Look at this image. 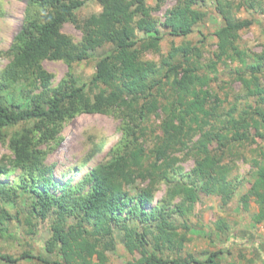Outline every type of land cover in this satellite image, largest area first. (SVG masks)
I'll list each match as a JSON object with an SVG mask.
<instances>
[{
    "label": "trees",
    "instance_id": "trees-1",
    "mask_svg": "<svg viewBox=\"0 0 264 264\" xmlns=\"http://www.w3.org/2000/svg\"><path fill=\"white\" fill-rule=\"evenodd\" d=\"M90 1L102 11L81 18L78 12ZM148 1L27 0L9 50L11 61L0 71V140L11 152L0 158V178L15 176L11 184L0 181V242L17 244L24 237L22 226L33 236L43 223H49L50 237L46 254L0 252V264H107L116 230L128 250L140 256L127 264H221V250L205 259L183 257L188 232L180 227H188L175 218L187 216V205L196 203L202 191L232 201L238 187L234 158L257 138L264 141V54L242 48L241 33L255 21L237 16L242 10L264 14V5L261 0H210L223 24L215 33L216 60L208 68L237 63L235 80L245 101L242 108L235 103L222 112L224 103L210 88L213 80L202 72L199 47L173 45L160 64L144 59L149 52L161 54L160 26L171 37L190 36L207 0H179L162 23L151 12L165 0H157L155 8ZM67 23L82 32L79 43L62 32ZM106 46L112 50L98 61L92 79L82 83L73 66ZM46 61L69 66L58 85ZM82 115L114 117L122 136L107 161L76 184L62 186L49 158L64 142L68 124ZM153 117L161 119L156 129ZM92 144L89 158L105 146ZM180 152L195 161L187 174L178 166ZM259 157L245 195L247 204L254 201L261 208L255 222L264 220V151ZM162 183L170 198H181L178 205L163 200L152 206ZM218 224L222 232L229 230ZM236 238L255 246L264 260V238L231 232L228 240Z\"/></svg>",
    "mask_w": 264,
    "mask_h": 264
},
{
    "label": "rangeland",
    "instance_id": "rangeland-1",
    "mask_svg": "<svg viewBox=\"0 0 264 264\" xmlns=\"http://www.w3.org/2000/svg\"><path fill=\"white\" fill-rule=\"evenodd\" d=\"M179 0H165L158 10H152L151 17L162 23L166 13L177 5ZM264 5V0H261ZM150 7L155 8L157 0H149ZM27 0H0V71L4 70L11 61L9 50L15 35L20 31ZM200 10L204 13L203 19L194 28V32L186 38L169 36L165 29L160 26L164 39L161 42V54L149 52L144 59L161 63L163 55H168L173 45L180 46L190 43L199 47L203 52L201 64L202 72L208 74L213 80L211 90L223 101L221 111L229 110L235 103L242 104L239 95L242 94V86L235 80L237 63L227 61L219 62L217 71L209 69L211 61L215 59L217 51L216 31L222 26L223 19L215 8L212 1L202 2ZM102 7L95 1L88 2L78 15L87 18L98 14ZM241 19H252L254 24L241 33L242 48L256 54H264V14L255 11L242 10L237 14ZM62 32L71 36L75 42L82 40V32L72 23L64 25ZM112 50V46H106L98 50L91 59L73 66L74 74L82 83L89 82L96 72L98 61ZM44 67L54 75L53 83L58 85L68 75L70 68L62 61H46ZM208 89V88H207ZM153 128H158L161 119L153 117ZM122 133L120 122L111 116L105 115H82L71 121L65 130V140L56 153L49 158L50 164H55L56 179L60 185L67 183L76 184L91 168L107 161L110 158L111 149L119 142ZM257 143L246 146L242 155L234 158V170L232 177L237 178V189L234 198L229 203H224L221 195L200 192V198L194 204L187 205L188 215L176 217L178 225L185 224L188 229L182 227L181 231L188 232V241L182 252L183 257L193 256L205 259L209 253L221 250V264H264L259 251L252 244L240 239L228 240L231 232L237 237L244 233L255 239L264 238V220L255 222L257 214H261V208L251 201L247 204L245 195L251 187V171L256 158H260V152L264 151V141L257 138ZM93 142H104L105 146L94 157L89 158L93 150ZM153 144H151L152 147ZM217 147V144L215 145ZM11 155L8 144L0 140V158ZM180 160L178 166L183 173H189L194 167V158L180 152L176 155ZM15 176L1 177L0 181L11 184ZM179 177V176H178ZM201 181L198 186H201ZM143 186V185H142ZM163 200H168L174 207L181 202L180 197H169L168 187L165 183L158 186L152 206ZM151 206V207H152ZM247 206V207H246ZM149 207V208H151ZM218 223H225L229 230L222 232ZM28 227L22 226L24 237L18 242H0V252L9 253L20 257L24 251L31 250L34 254H46L44 244L50 237L49 223L39 226L36 235L27 234ZM125 236L116 230L115 249L107 251V264H127L140 258L138 253L132 254L127 248ZM229 252V253H228ZM24 264H41L37 260L21 261Z\"/></svg>",
    "mask_w": 264,
    "mask_h": 264
}]
</instances>
